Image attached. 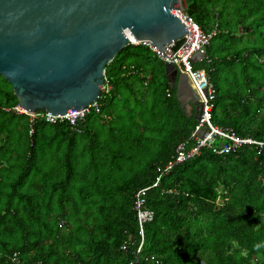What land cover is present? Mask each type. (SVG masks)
<instances>
[{"label":"trees","instance_id":"1","mask_svg":"<svg viewBox=\"0 0 264 264\" xmlns=\"http://www.w3.org/2000/svg\"><path fill=\"white\" fill-rule=\"evenodd\" d=\"M184 1L215 31L194 62L217 89L214 123L264 139V0ZM105 76L98 108L72 126L15 110L0 74V264H127L140 241L135 194L160 174L141 264H264V146L204 147L164 172L198 125L166 62L129 43Z\"/></svg>","mask_w":264,"mask_h":264},{"label":"water","instance_id":"2","mask_svg":"<svg viewBox=\"0 0 264 264\" xmlns=\"http://www.w3.org/2000/svg\"><path fill=\"white\" fill-rule=\"evenodd\" d=\"M178 2L0 0V74L27 112L84 108L100 98L106 65L129 43L146 41L163 52L185 35L186 42L189 31L173 13ZM195 10L187 5L189 14ZM203 56L196 52L193 61ZM166 73L184 111L199 120L202 103L188 75L173 63Z\"/></svg>","mask_w":264,"mask_h":264},{"label":"built area","instance_id":"3","mask_svg":"<svg viewBox=\"0 0 264 264\" xmlns=\"http://www.w3.org/2000/svg\"><path fill=\"white\" fill-rule=\"evenodd\" d=\"M180 6V2L179 4H176V9L173 10V13L182 19L189 31L188 38L184 44L183 42L186 35L177 41L168 43L163 51L164 54L157 46H153L146 41L142 42V44L148 45L160 59L164 60L166 63L175 64L180 72L188 75L189 81L196 93L199 94L200 102L202 103V112L198 120V125L191 133L190 137L195 140V144L190 149H187V143H181L176 149L174 160L170 161L168 165L165 166L163 170L164 172L169 171L174 165L200 154L204 147L211 148L218 154H224L235 151L245 144L258 145L261 147L264 146V139L258 140L251 136H241L231 127L220 126L214 123L213 112L216 105L217 89L206 70L196 69L194 67L193 56L196 52H201L204 55L203 58L206 56V48L209 45L212 36L215 34V31H204L195 21L193 15L187 12L186 4H183L182 7ZM134 43L138 44L141 42L135 41ZM109 89L110 85L108 84V80L106 82L105 76V84L103 85L102 92L109 91ZM98 105L99 101L96 100L84 108L77 110L69 109L65 114H53L50 111H38L35 112L34 116L31 115L32 113L27 112L19 106L15 107V110L30 114L33 118L39 116L43 117L50 123L68 121L72 126H77L79 121L85 119L93 109L98 108ZM217 138H221L222 142L215 146ZM160 180L161 174L151 186L140 188L135 194L134 205L137 213L140 241L133 250V258L127 264H141L143 262L144 258L142 254L146 236V224L153 219L154 215L153 211L148 208L146 204L147 192L150 188L157 186ZM131 244H135L132 235H130L128 240L122 245V249L129 252ZM151 260H154L156 264H162L161 260L157 259L155 256H151Z\"/></svg>","mask_w":264,"mask_h":264},{"label":"clouds","instance_id":"4","mask_svg":"<svg viewBox=\"0 0 264 264\" xmlns=\"http://www.w3.org/2000/svg\"><path fill=\"white\" fill-rule=\"evenodd\" d=\"M262 247H264V244H257V245H255V248H256L257 250H259V249L262 248Z\"/></svg>","mask_w":264,"mask_h":264},{"label":"rangeland","instance_id":"5","mask_svg":"<svg viewBox=\"0 0 264 264\" xmlns=\"http://www.w3.org/2000/svg\"><path fill=\"white\" fill-rule=\"evenodd\" d=\"M179 2L181 3V6H180V7H182V5H183V4H185V1H184V0H179ZM179 2H178V4H179ZM31 115H33V116H34V115H35V113H32Z\"/></svg>","mask_w":264,"mask_h":264}]
</instances>
